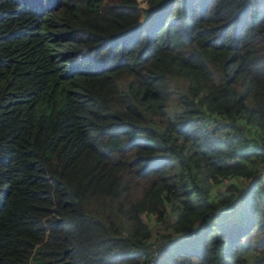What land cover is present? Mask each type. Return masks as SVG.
<instances>
[{"label": "trees", "instance_id": "1", "mask_svg": "<svg viewBox=\"0 0 264 264\" xmlns=\"http://www.w3.org/2000/svg\"><path fill=\"white\" fill-rule=\"evenodd\" d=\"M151 261L264 264V0H0V264Z\"/></svg>", "mask_w": 264, "mask_h": 264}, {"label": "rangeland", "instance_id": "2", "mask_svg": "<svg viewBox=\"0 0 264 264\" xmlns=\"http://www.w3.org/2000/svg\"><path fill=\"white\" fill-rule=\"evenodd\" d=\"M146 219L149 220L150 218H149V217H146ZM149 222H150V224H151L152 226H156V225L161 226V225H159L158 223L154 222L152 219H151Z\"/></svg>", "mask_w": 264, "mask_h": 264}, {"label": "built area", "instance_id": "3", "mask_svg": "<svg viewBox=\"0 0 264 264\" xmlns=\"http://www.w3.org/2000/svg\"><path fill=\"white\" fill-rule=\"evenodd\" d=\"M154 253H155V255L157 254V250L156 249H154ZM151 264H153V261H151Z\"/></svg>", "mask_w": 264, "mask_h": 264}]
</instances>
